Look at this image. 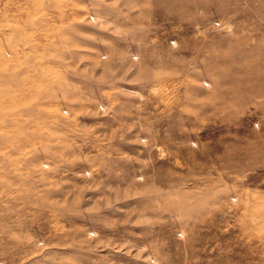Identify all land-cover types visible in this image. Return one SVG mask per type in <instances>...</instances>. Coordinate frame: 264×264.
Wrapping results in <instances>:
<instances>
[{
  "label": "rangeland",
  "instance_id": "1",
  "mask_svg": "<svg viewBox=\"0 0 264 264\" xmlns=\"http://www.w3.org/2000/svg\"><path fill=\"white\" fill-rule=\"evenodd\" d=\"M0 264H264V0H0Z\"/></svg>",
  "mask_w": 264,
  "mask_h": 264
}]
</instances>
